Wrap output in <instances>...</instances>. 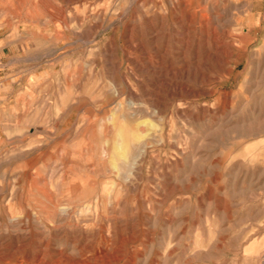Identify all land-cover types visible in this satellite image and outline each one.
Wrapping results in <instances>:
<instances>
[{
    "label": "rangeland",
    "instance_id": "374dc122",
    "mask_svg": "<svg viewBox=\"0 0 264 264\" xmlns=\"http://www.w3.org/2000/svg\"><path fill=\"white\" fill-rule=\"evenodd\" d=\"M0 260L264 264V0H0Z\"/></svg>",
    "mask_w": 264,
    "mask_h": 264
},
{
    "label": "bare ground",
    "instance_id": "6f19581e",
    "mask_svg": "<svg viewBox=\"0 0 264 264\" xmlns=\"http://www.w3.org/2000/svg\"><path fill=\"white\" fill-rule=\"evenodd\" d=\"M124 160H126V159H124ZM40 190V189H39ZM45 192H43V194H44ZM1 261V260H0Z\"/></svg>",
    "mask_w": 264,
    "mask_h": 264
}]
</instances>
